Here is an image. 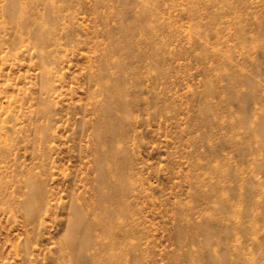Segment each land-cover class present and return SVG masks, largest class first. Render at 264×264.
Wrapping results in <instances>:
<instances>
[{
    "label": "rangeland",
    "instance_id": "1",
    "mask_svg": "<svg viewBox=\"0 0 264 264\" xmlns=\"http://www.w3.org/2000/svg\"><path fill=\"white\" fill-rule=\"evenodd\" d=\"M72 261L264 264V0H0V264Z\"/></svg>",
    "mask_w": 264,
    "mask_h": 264
},
{
    "label": "bare ground",
    "instance_id": "2",
    "mask_svg": "<svg viewBox=\"0 0 264 264\" xmlns=\"http://www.w3.org/2000/svg\"><path fill=\"white\" fill-rule=\"evenodd\" d=\"M44 20H46V19H44ZM47 21V20H46ZM39 41V40H38ZM43 40H40V42H42ZM107 108L108 109H110V106H107ZM103 170V169H102ZM101 171V170H100ZM102 172V171H101ZM104 174H105V172H103ZM105 176L107 177V175L105 174ZM35 191V190H34ZM31 193H32V191H31ZM34 193V192H33ZM101 201L102 200H99V202L101 203ZM107 215H106V222H104V225H108V226H111V223L112 222H114V220H113V218H114V216H113V214H110V213H106ZM100 219L99 218H96L95 219V222H96V225H97V223L99 224L100 222H98ZM89 226H87V229H89L88 228ZM79 247V246H78ZM69 250V249H68ZM70 251V250H69ZM89 251H90V244L89 245H85V246H83V247H81V255L85 258V259H87L89 262H91L92 263V260H91V256L89 255ZM71 264H77L76 263V261H72V263Z\"/></svg>",
    "mask_w": 264,
    "mask_h": 264
}]
</instances>
